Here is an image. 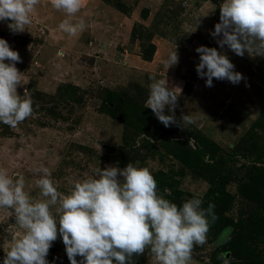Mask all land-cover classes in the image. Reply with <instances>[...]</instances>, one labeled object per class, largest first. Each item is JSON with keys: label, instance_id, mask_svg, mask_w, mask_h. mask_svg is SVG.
<instances>
[{"label": "rangeland", "instance_id": "1", "mask_svg": "<svg viewBox=\"0 0 264 264\" xmlns=\"http://www.w3.org/2000/svg\"><path fill=\"white\" fill-rule=\"evenodd\" d=\"M220 2L82 0L69 18L40 0L25 32L0 22V38L21 57L18 94L25 91L33 107L16 128L0 123V167L22 175L36 196L38 167H48L66 194L99 167L138 162L166 182L158 192L167 189L165 198L178 206L194 196L205 208L215 205L218 219L207 243L194 247L192 264H264V57L219 48L210 33ZM64 19H83L86 27L70 37L58 29ZM200 45L225 52L244 79H213L206 87L196 72ZM176 48L178 64L168 68ZM150 77L182 89L175 115L188 114L192 123L165 127L145 108ZM225 229L226 242L218 243ZM19 232L10 210L0 208V245ZM4 256L0 246V264ZM47 260L70 264L59 236ZM131 261L153 264L147 249Z\"/></svg>", "mask_w": 264, "mask_h": 264}, {"label": "clouds", "instance_id": "2", "mask_svg": "<svg viewBox=\"0 0 264 264\" xmlns=\"http://www.w3.org/2000/svg\"><path fill=\"white\" fill-rule=\"evenodd\" d=\"M40 0H0V22H7L13 33H23L32 24ZM67 17L80 12L82 0H51ZM219 22L210 33L220 49L225 46L235 55L264 57V0H221ZM83 19H64L58 29L70 37L84 31ZM198 76L206 87L213 79L237 85L244 79L223 51L198 46ZM63 55V50L57 53ZM177 48L166 64H178ZM18 51L0 38V123L16 128L33 114L32 99L18 94L22 75L16 64ZM145 108L165 127L192 123L188 114L175 115L182 89L168 80L150 77ZM179 90V93L177 92ZM182 128V127H181ZM36 196L25 191L22 175L14 178L0 167V208L10 210L20 229L19 235L3 247V264H49L47 256L59 238L70 264H132L133 256L147 249L153 264H192L196 246L207 243L210 227L218 219L215 205L192 197L180 206L158 192L157 182L147 167L128 162L123 168L109 165L96 169L93 176L72 182L66 194L57 190L48 167L35 170ZM54 210V211H53ZM225 229L218 243L226 242ZM77 257H80L77 260Z\"/></svg>", "mask_w": 264, "mask_h": 264}, {"label": "trees", "instance_id": "3", "mask_svg": "<svg viewBox=\"0 0 264 264\" xmlns=\"http://www.w3.org/2000/svg\"><path fill=\"white\" fill-rule=\"evenodd\" d=\"M114 105H115V104H114ZM113 107H114V106H113ZM112 109H114V108H112ZM112 109L108 108L109 111L112 110ZM135 109H137V107H135L133 104H131L130 106H128V110H132V112H134ZM139 109H140V111H141V107H139ZM147 112H148V111H147ZM157 184H158V186H159L160 188H163L164 186L167 185L166 182H164V181H159ZM179 194H180V192H176V193H175V196L178 197Z\"/></svg>", "mask_w": 264, "mask_h": 264}]
</instances>
